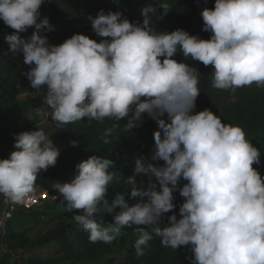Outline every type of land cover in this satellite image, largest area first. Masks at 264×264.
Returning <instances> with one entry per match:
<instances>
[{
    "label": "clouds",
    "instance_id": "clouds-1",
    "mask_svg": "<svg viewBox=\"0 0 264 264\" xmlns=\"http://www.w3.org/2000/svg\"><path fill=\"white\" fill-rule=\"evenodd\" d=\"M44 3L0 0V21L13 30L4 37L9 50L22 55L28 66L23 75L33 95H44L52 122L61 127L85 119L126 120L123 127L133 131L146 115L157 125L150 157H138L133 175L123 179L131 188L128 200L119 193L111 202L106 198L118 172L110 171L112 160L96 154L76 165L69 182L53 185L89 242L112 244L135 227L137 259L156 236L164 248H187L188 264H264V176L258 170L264 154L240 125L222 122L209 109L195 111L201 74L176 59L182 55L211 66L217 90L264 89V0H215L212 8L204 7L200 16L208 39L183 29L157 30L151 5L141 10L142 22L101 9L87 17L99 42L77 33L59 45L41 34L55 30L41 18ZM160 7L168 10L166 3ZM29 28L32 34L22 37ZM111 133L108 128L102 134L105 144ZM13 139L15 150L0 159V196L23 204L34 196L40 174L56 166L60 151L43 128ZM137 175L152 182L138 187ZM176 192L183 198L179 219ZM105 214L112 217L107 226L97 220Z\"/></svg>",
    "mask_w": 264,
    "mask_h": 264
},
{
    "label": "trees",
    "instance_id": "trees-1",
    "mask_svg": "<svg viewBox=\"0 0 264 264\" xmlns=\"http://www.w3.org/2000/svg\"><path fill=\"white\" fill-rule=\"evenodd\" d=\"M87 0H45L41 8V18L47 17L55 30L53 35L65 40L73 34H84L97 42V37L91 29L90 21L85 19L83 6ZM215 0H153L151 5L155 8L154 13L149 16L157 30L173 31L183 29L191 35H199L202 39H208L209 33L203 32V21L200 12L204 7L212 8ZM168 4V10L160 7V4ZM116 0H106L107 7L115 8ZM136 21H143L140 11L134 13ZM33 29L29 28L27 33L21 34L27 38L32 34ZM12 29L0 21V159H5L14 151L13 135L22 131H34L43 128L49 135L55 132L58 141L64 145L59 149L60 155L55 167H50L42 172L36 182V187L44 190H53L57 182L64 183L71 180L76 174V165L96 154L112 160L114 169L110 171L133 174L135 160L138 157L149 158L154 147L153 132L157 125L146 115L142 127L126 130L123 126L127 123L122 120L120 124L114 120H105L103 123L87 119L74 124L57 127L52 120L48 121L50 115L44 114L45 103L43 94L33 95L25 100L21 99L22 85L30 87V82L23 75L28 66L23 64V57L14 54L9 50V44L5 35L11 34ZM42 35L46 31L42 30ZM48 38V37H47ZM49 42L53 44L48 38ZM178 61L188 63L197 68L200 72L199 89L200 95L196 102V112L209 109L219 115L222 122L233 125H240L247 133L251 143L264 154V89L256 86L238 89L235 93L217 90L212 87V68L205 67L199 62L185 59L182 55L177 56ZM46 92V87L41 89ZM49 114V113H48ZM108 128L112 129L109 143L105 144L102 134ZM73 141L76 146H73ZM155 166H162V161H151ZM261 166L258 168L264 176V155L261 156ZM254 167H256L254 165ZM137 186L146 187L152 182L151 176L137 175ZM186 183L181 181V186ZM130 191L124 196L128 200ZM177 205L176 214L179 219V205L183 198L179 192L174 193ZM111 202V200L109 201ZM130 204L136 201L129 200ZM0 203L3 208V196H0ZM46 203L42 209L33 215L34 218L55 217L56 226L46 230L36 239H32L27 232L17 231L12 222L20 209L15 212L14 218L7 222L4 231L0 234V264H9L14 253H31L37 248L52 247L56 245L57 254L55 258L32 259L28 258L24 264H188L186 257L191 252L184 247L177 251L164 248L160 244V238L154 236L150 242L151 247L146 250V255L137 259L134 255V242L139 238L140 232L137 228H126L112 244L102 242L90 243L88 233L72 219L73 213L64 211V206L58 202ZM34 209L30 210L33 211ZM29 211V212H30ZM78 214V213H77ZM172 213L166 214L171 215ZM112 217L108 214L98 216V222L107 226L111 223ZM167 219L161 221L164 226ZM115 248L119 253H124L123 260L119 262L114 255Z\"/></svg>",
    "mask_w": 264,
    "mask_h": 264
},
{
    "label": "rangeland",
    "instance_id": "rangeland-1",
    "mask_svg": "<svg viewBox=\"0 0 264 264\" xmlns=\"http://www.w3.org/2000/svg\"><path fill=\"white\" fill-rule=\"evenodd\" d=\"M105 1L106 0H87L83 6V10L85 13L84 14L85 19L88 20L87 17L89 15H92L93 17H95L96 13L99 10L103 9L105 12L120 11L123 13L125 17L129 19V21L135 22L136 20L134 19V16H133L134 13H137V11L141 12V10L144 8L143 5L148 4V3H153V0H116L117 4L115 8L112 9L111 7H107V5H105ZM46 36L50 39V41L54 45H59L60 43L64 41L58 38L57 36L53 35L52 32H46ZM21 93H22L21 95L22 100H25L30 96H33V92L29 91L25 83L22 85ZM49 112H50V109L48 107H45L44 114L48 116ZM48 121H51V118H49ZM53 141L56 144V146L59 147V143H58L59 141L58 140H53ZM117 174H118L119 179L114 181L112 187L109 188V191L106 197L109 201L112 200L117 193L124 195L127 191L131 190L130 186L123 184V179L126 180L128 177L132 176L133 174L126 175V174H123L122 172H118ZM119 174H121L122 177H120ZM135 180H136V177H135ZM136 185H137V180H136ZM37 188H40V187H36V189ZM58 203L62 205L61 202H58ZM45 204L46 203L39 205L33 211H30V212L20 209L18 215L12 222L13 227L17 231L27 232V234L32 239L38 238L46 230L55 227L56 226L55 217H53L52 215L49 217H42L39 219H36L33 217V215L38 213ZM2 209L3 208L0 203V225H2L1 224ZM3 231H4V227L0 226V234ZM56 254H57L56 245L52 247L37 248L31 253H27V254H24L22 252H16L14 253L9 264H24L28 258H32V259H45V258H52V257L55 258ZM114 255L116 256L119 262L123 260L124 253H119L116 250V248H115Z\"/></svg>",
    "mask_w": 264,
    "mask_h": 264
},
{
    "label": "built area",
    "instance_id": "built-area-1",
    "mask_svg": "<svg viewBox=\"0 0 264 264\" xmlns=\"http://www.w3.org/2000/svg\"><path fill=\"white\" fill-rule=\"evenodd\" d=\"M57 196V200L53 201L51 196ZM62 198L59 193L53 190H44L41 188H37L35 194L32 198L26 200L23 204H13L10 201L5 202V198L3 197V209L1 214V224L4 227L7 222L14 218L15 212L18 208H24L25 210H32L43 204L44 202H60Z\"/></svg>",
    "mask_w": 264,
    "mask_h": 264
},
{
    "label": "crops",
    "instance_id": "crops-1",
    "mask_svg": "<svg viewBox=\"0 0 264 264\" xmlns=\"http://www.w3.org/2000/svg\"><path fill=\"white\" fill-rule=\"evenodd\" d=\"M253 86H255V85H253ZM49 136L51 137L52 136V139L53 140H58V138H57V135L55 134V132H50L49 133ZM59 143V149H63L64 148V145L61 143V142H58Z\"/></svg>",
    "mask_w": 264,
    "mask_h": 264
}]
</instances>
